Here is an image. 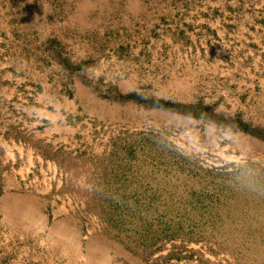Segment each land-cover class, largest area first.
<instances>
[{"label": "rangeland", "instance_id": "374dc122", "mask_svg": "<svg viewBox=\"0 0 264 264\" xmlns=\"http://www.w3.org/2000/svg\"><path fill=\"white\" fill-rule=\"evenodd\" d=\"M0 264H264V0H0Z\"/></svg>", "mask_w": 264, "mask_h": 264}]
</instances>
